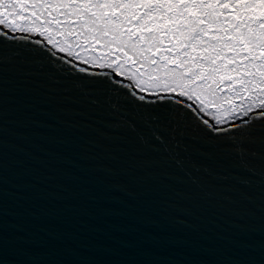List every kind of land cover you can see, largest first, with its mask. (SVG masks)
Listing matches in <instances>:
<instances>
[{"label":"water","instance_id":"water-1","mask_svg":"<svg viewBox=\"0 0 264 264\" xmlns=\"http://www.w3.org/2000/svg\"><path fill=\"white\" fill-rule=\"evenodd\" d=\"M61 67L0 69V264H264V155L179 130L142 145L122 97Z\"/></svg>","mask_w":264,"mask_h":264},{"label":"snow or ice","instance_id":"snow-or-ice-1","mask_svg":"<svg viewBox=\"0 0 264 264\" xmlns=\"http://www.w3.org/2000/svg\"><path fill=\"white\" fill-rule=\"evenodd\" d=\"M17 57L122 97L142 145L179 130L264 155V0H0V69Z\"/></svg>","mask_w":264,"mask_h":264}]
</instances>
